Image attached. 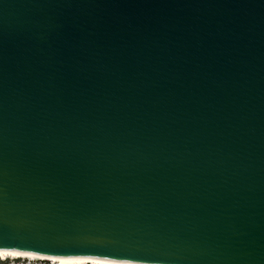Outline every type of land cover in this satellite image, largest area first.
Returning a JSON list of instances; mask_svg holds the SVG:
<instances>
[{
  "label": "water",
  "instance_id": "1",
  "mask_svg": "<svg viewBox=\"0 0 264 264\" xmlns=\"http://www.w3.org/2000/svg\"><path fill=\"white\" fill-rule=\"evenodd\" d=\"M0 248L264 264V0H0Z\"/></svg>",
  "mask_w": 264,
  "mask_h": 264
},
{
  "label": "snow or ice",
  "instance_id": "2",
  "mask_svg": "<svg viewBox=\"0 0 264 264\" xmlns=\"http://www.w3.org/2000/svg\"><path fill=\"white\" fill-rule=\"evenodd\" d=\"M58 264H134L133 259L119 258L110 254L75 252L49 257Z\"/></svg>",
  "mask_w": 264,
  "mask_h": 264
},
{
  "label": "bare ground",
  "instance_id": "3",
  "mask_svg": "<svg viewBox=\"0 0 264 264\" xmlns=\"http://www.w3.org/2000/svg\"><path fill=\"white\" fill-rule=\"evenodd\" d=\"M58 256L57 254H46L35 252L31 250H21V249H13V248H0V261L10 260H20V259H30V260H49L53 262V264H58V261H54L49 259V257ZM134 264H158V263H145L133 261Z\"/></svg>",
  "mask_w": 264,
  "mask_h": 264
},
{
  "label": "rangeland",
  "instance_id": "4",
  "mask_svg": "<svg viewBox=\"0 0 264 264\" xmlns=\"http://www.w3.org/2000/svg\"><path fill=\"white\" fill-rule=\"evenodd\" d=\"M0 264H53L49 260H30V259H20V260H6V262H1Z\"/></svg>",
  "mask_w": 264,
  "mask_h": 264
}]
</instances>
